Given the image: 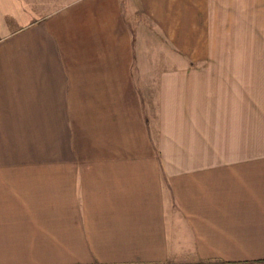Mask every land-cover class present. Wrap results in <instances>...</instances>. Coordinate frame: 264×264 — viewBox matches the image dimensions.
<instances>
[{"label": "crops", "instance_id": "0c3cea01", "mask_svg": "<svg viewBox=\"0 0 264 264\" xmlns=\"http://www.w3.org/2000/svg\"><path fill=\"white\" fill-rule=\"evenodd\" d=\"M263 28L264 0H0V264L264 262Z\"/></svg>", "mask_w": 264, "mask_h": 264}, {"label": "rangeland", "instance_id": "374dc122", "mask_svg": "<svg viewBox=\"0 0 264 264\" xmlns=\"http://www.w3.org/2000/svg\"><path fill=\"white\" fill-rule=\"evenodd\" d=\"M248 24H251L248 21ZM237 34V36H236ZM232 43L230 45H225V51H229L231 53H246V54H253L255 50V29L254 28H247V29H240V30H232ZM263 43H264V28H263ZM264 51V46H263Z\"/></svg>", "mask_w": 264, "mask_h": 264}, {"label": "trees", "instance_id": "16d2710c", "mask_svg": "<svg viewBox=\"0 0 264 264\" xmlns=\"http://www.w3.org/2000/svg\"><path fill=\"white\" fill-rule=\"evenodd\" d=\"M245 264H264V262H256V263H245Z\"/></svg>", "mask_w": 264, "mask_h": 264}]
</instances>
